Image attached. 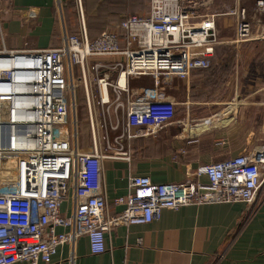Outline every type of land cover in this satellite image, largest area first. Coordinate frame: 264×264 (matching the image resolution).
I'll return each instance as SVG.
<instances>
[{
	"label": "built area",
	"instance_id": "built-area-1",
	"mask_svg": "<svg viewBox=\"0 0 264 264\" xmlns=\"http://www.w3.org/2000/svg\"><path fill=\"white\" fill-rule=\"evenodd\" d=\"M73 1L70 32L62 0H53L61 22L57 45L0 46V264L49 263L64 245L73 255L82 236L91 254L102 253L115 226L151 222L165 208L243 202L252 212L264 198V145L199 164L180 181L131 172L126 193L113 199L123 205L119 211L110 208L102 166L104 159L130 161L132 140L177 121V102L163 94L160 80H187L210 66L218 16L235 18L233 41L252 39L246 7L234 0L228 10L201 11L215 0H148L144 15L124 14L90 38L82 0ZM253 10L264 16V0H255ZM145 76L150 85L129 82ZM79 86L88 145L80 143L75 115Z\"/></svg>",
	"mask_w": 264,
	"mask_h": 264
},
{
	"label": "crops",
	"instance_id": "crops-1",
	"mask_svg": "<svg viewBox=\"0 0 264 264\" xmlns=\"http://www.w3.org/2000/svg\"><path fill=\"white\" fill-rule=\"evenodd\" d=\"M89 1L96 7L97 4H107L105 10L110 9L108 13H112L116 10L113 7L115 4L118 7L126 0ZM89 1H86L84 10L92 13L94 7L93 4H89ZM133 1H141L144 4L148 2V0ZM254 1L240 0L241 3H250L252 8H254ZM53 5V0H0V46L4 45L8 49L50 46L54 31ZM29 9L36 13L35 18L28 15ZM145 11L146 6H132L115 13L121 17L130 12L145 14ZM215 23L219 42L215 45L210 68L192 71L187 83L185 80L179 81L185 84L201 81L204 85H210L221 78V73L214 72L218 65L229 67L231 61L230 69L234 73L224 75L223 84L209 93L217 95L223 91L222 96L215 97L221 98L226 95L237 97L242 91L238 83L244 80L245 75H249V83L246 85L248 89L243 91H247V97L253 95L256 97L258 90L255 87L261 85L262 79L258 72L259 63H254V60L258 62V58L264 52V23L252 24V39L243 42L233 41L235 29L233 16H218ZM87 25L88 32L92 34H98L105 29L102 28L93 33L90 21ZM228 31L233 35L231 39L226 38ZM225 50H228V56ZM258 51H261V54H258ZM249 58L251 61L248 64L246 60ZM260 64H264V54L263 59L260 58ZM243 67H249L250 71L243 70ZM146 77L138 79L143 80ZM163 81L164 79L159 83L162 92ZM151 83L150 78L149 83L146 84ZM189 87L186 86L187 89ZM163 94L167 95L165 91ZM184 103L188 106L185 108L183 119L187 134L198 137L201 133L208 134L215 130L213 131L214 139H219L223 143L217 144L214 141L199 143L198 140H193L186 145V142H182L185 133L180 130L179 121L169 125L158 135L132 140L130 161L123 159L102 161L103 181L112 210L122 209L123 205H115L113 199L126 193L127 176L131 172L148 175L153 182L180 181L188 170L195 169L199 164L224 160L241 152L243 146L256 145V138L252 136V132L249 136L240 137V135L222 131L223 127L220 124L209 129L211 132L206 131L208 126L198 132L197 128L206 120L211 122V119L207 118L194 125L189 124L193 116L188 105L189 101L186 100ZM229 104L234 105L228 102L227 108L217 112V116H224L227 112L235 114L236 107H231ZM235 104L239 106L243 102ZM210 117H216V115ZM229 120L232 118H224L222 121L225 123ZM176 128L177 132H170L171 138L167 142L168 139H164L162 133ZM232 144L233 148L230 152H225V145L231 148ZM65 208L66 204L63 206V209ZM105 245L107 248L104 252L91 254L87 239L82 236L76 241L73 255L68 245H64L52 256L49 263L39 262V264H264V198L250 213L243 202H212L183 205L177 209L165 208L161 211L160 217L151 222L115 226L109 234L105 235Z\"/></svg>",
	"mask_w": 264,
	"mask_h": 264
},
{
	"label": "rangeland",
	"instance_id": "rangeland-1",
	"mask_svg": "<svg viewBox=\"0 0 264 264\" xmlns=\"http://www.w3.org/2000/svg\"><path fill=\"white\" fill-rule=\"evenodd\" d=\"M86 1L88 2L89 0H82L83 8H85ZM89 4H91L90 1H89ZM62 5H63L62 6L63 18L65 21L64 23L66 24L67 29L71 32L72 30L70 29L69 25H72L73 23L76 24V20H77V17L75 14L74 1L73 0H62ZM106 5L107 4L102 3L101 5L97 4V7H96V5L93 4L92 6L94 7L93 9L94 13L93 12L87 13L85 11L86 20L90 21V25L92 26L91 31L93 33L97 30H101L102 28H106V29L113 28L114 25L119 20V17H118L119 15L115 13L118 10L122 11L125 9H129L132 6H142V7L146 6V12L148 11L147 1H146V4H144L141 1L126 0L120 3V6L118 5V7H116V4H115L113 7L116 10L112 13H108L110 9L108 11L105 10ZM232 5H233L232 0L231 2L230 0H224V1L219 0L218 2L217 0H215L209 6L201 7L200 10L202 11L204 8L206 9L210 8L211 10H215L216 12H221V11L228 10V8H230ZM241 5L246 7L247 16L249 17L251 16V20L253 21V24L264 23V16L257 15L254 12L252 5H250V3L245 2V3H241ZM53 8H54V21H53L54 31L52 35L53 39H52L50 46L58 44L59 34L61 31V24H60L61 22H60L59 13L58 11H56V8L54 5H53ZM35 16L31 18H35ZM89 34L91 36H94L92 33H89ZM226 34H228V37L226 38H229V39H231L233 36L231 35V33H229V31L226 32ZM234 35H235V29H234ZM233 40H234V37H233ZM225 52L227 54L226 56H228L229 54L228 50H225ZM258 52H259L258 54H261V51H258ZM262 53L264 54V52ZM263 54L262 56L258 58V62L254 60V63H259L258 72L259 74H261L259 76L262 79L261 85H258L255 87L258 90L256 97L254 95L251 97H247V91H243L244 89H248L246 85L247 83H249V80H248L250 78L249 75H245L244 80L242 79L238 83L239 85H241L242 91L240 94H238L237 97H234V95L232 96L226 95L225 97H221V98L215 97L218 95L222 96L223 91L218 93L217 95H214V93H209L210 91H213L215 87H217L218 85L221 86V84H223L222 80L224 79V75L226 74L231 75L232 73H234V71L230 69L232 66V65L230 66L231 61L229 63V67H219L218 65V67L215 69L214 72L221 73L220 74L221 78H219V80H216L217 82L215 83H210V85H207V84L204 85L203 83H201V81H197L195 83L190 82L188 84H185V82L187 83L188 80H185V82H183V81H179L180 79L176 78L175 76H172V77L163 76L162 77V79H164L163 84H162L163 92L165 91V93L167 94L166 96L178 102V104L175 107V114H176V120L179 121L178 125L181 128L180 130L181 131L183 130L182 132L185 133L183 134L185 135V138H183V141H182L183 143L186 142V145H187V143L190 144L193 140H196V141L198 140L199 143L208 142V141L212 143L214 141V143L217 142V144H219L221 142L222 144L223 142L221 140L214 139L213 131L215 130H213L212 132L211 130H209L212 127L215 128V126L220 124L223 127L222 131H226V133L229 132L231 134H235L238 136L240 135V137L249 136V133L252 132V136L256 138V145L257 146L264 145V73H263L264 64H260V58L261 60L263 59ZM250 61H251V58L246 60L248 64ZM252 68H255V67H252ZM242 69L245 71L246 69L247 71H250L249 67L248 68L243 67ZM149 80H150V77H146V79H143V80H140L138 78H133V79H129V82L131 85H147L146 83H149ZM187 85L190 86L189 89L186 88ZM76 95L77 97H76L75 115H76L77 123H78L77 127H78V131L80 135V143L82 145H88L90 143V129H89L88 121H87V112H86L87 105L82 96L83 93H82V89L80 86L77 88ZM186 100L189 101L188 105L190 106L191 115L193 116L192 120H190L189 122V124L191 125H194L198 122H203V120L209 118L210 116L216 114L217 112L223 109H226L228 106V102L234 104L232 106L236 107V113L233 114V112L231 113L227 112L224 116L218 115L216 117L210 118L212 122L210 125H208V129L206 131L211 132V133L207 134V132H205V134L201 133L199 134L198 137H194L193 136L194 134H189V133L187 134V132L185 131L186 123L183 119H184V111L186 108V105L184 102ZM240 101L243 102V104H240L239 106L235 104L236 102H240ZM211 102L213 103L218 102V104H213ZM229 106L231 105L229 104ZM224 118H228V119L233 118V119L229 120L228 122H225L226 123L225 124L222 121ZM170 132L172 133L177 132V128L173 130L168 129V131L162 133L164 139H168L167 142L171 138ZM149 137H153V136H149ZM145 138H148V137H145ZM225 147L226 148L224 149V151L229 153L230 150L233 148V144L231 148L226 145ZM252 147L253 146L247 145V146H243L242 149L245 150V149H249Z\"/></svg>",
	"mask_w": 264,
	"mask_h": 264
},
{
	"label": "trees",
	"instance_id": "trees-1",
	"mask_svg": "<svg viewBox=\"0 0 264 264\" xmlns=\"http://www.w3.org/2000/svg\"><path fill=\"white\" fill-rule=\"evenodd\" d=\"M145 12H146V11H145ZM125 14H135V13L130 12V13H125ZM136 14H139V13H136ZM142 15H144V14H142ZM118 17H119V16H118ZM121 17H122V16H121ZM121 17H119L118 22L120 21ZM87 22H88V20H87ZM118 22H117V23H118ZM117 23H116V24H117ZM116 24H115V25H116ZM69 26H70V29L72 30L71 32H73V31L76 30V24H75V23H73L72 25H69ZM105 29H106V28H105ZM87 30H88V25H87ZM101 31H102V30H101ZM101 31H100V32H101ZM100 32H99V33H100ZM99 33H98V34H99ZM88 34H89V32H88ZM94 34H96V33H94ZM94 34H93V35H94ZM98 34H96V35H98ZM96 35L91 36V35L89 34L90 38H93V37H95ZM209 68H210V66H209L208 68H206L205 70H207V69H209ZM148 138H150V137H148Z\"/></svg>",
	"mask_w": 264,
	"mask_h": 264
},
{
	"label": "bare ground",
	"instance_id": "bare-ground-1",
	"mask_svg": "<svg viewBox=\"0 0 264 264\" xmlns=\"http://www.w3.org/2000/svg\"><path fill=\"white\" fill-rule=\"evenodd\" d=\"M124 79H120V83L123 82ZM210 123V120H206L204 121V123L199 127L197 128L198 131H202L203 129L207 128V126L209 125Z\"/></svg>",
	"mask_w": 264,
	"mask_h": 264
}]
</instances>
